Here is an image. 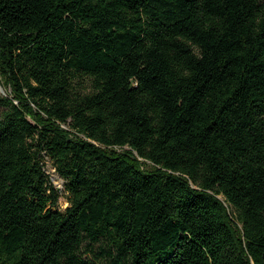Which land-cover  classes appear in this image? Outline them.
Listing matches in <instances>:
<instances>
[{
	"label": "trees",
	"instance_id": "1",
	"mask_svg": "<svg viewBox=\"0 0 264 264\" xmlns=\"http://www.w3.org/2000/svg\"><path fill=\"white\" fill-rule=\"evenodd\" d=\"M0 85V264H264V0H0Z\"/></svg>",
	"mask_w": 264,
	"mask_h": 264
},
{
	"label": "rangeland",
	"instance_id": "2",
	"mask_svg": "<svg viewBox=\"0 0 264 264\" xmlns=\"http://www.w3.org/2000/svg\"><path fill=\"white\" fill-rule=\"evenodd\" d=\"M1 91V90H0ZM118 151H122V148H117ZM46 170L53 176L54 180L56 181L55 184L58 185L59 189L63 190L62 195L59 200V208L60 210L64 211L67 206L69 205L68 194L64 191V184L60 182L59 178L56 173L53 171V164L50 160H47L46 163ZM104 241L96 243L94 245H89L85 243L80 251V254L83 258L88 259L95 264H109V254L107 252H103V248H105Z\"/></svg>",
	"mask_w": 264,
	"mask_h": 264
},
{
	"label": "built area",
	"instance_id": "3",
	"mask_svg": "<svg viewBox=\"0 0 264 264\" xmlns=\"http://www.w3.org/2000/svg\"><path fill=\"white\" fill-rule=\"evenodd\" d=\"M53 171H54V173H56L55 175H57L58 176V178H59V180H60V182H63V179L61 178V176L57 173V171H56V169L53 167ZM49 173V172H48ZM50 174V173H49ZM52 175H54V174H52ZM51 174H50V177H51V180H52V182L55 184L56 183V181L54 180V178H53V176H52ZM55 186L56 187H58V185L57 184H55ZM59 188V187H58Z\"/></svg>",
	"mask_w": 264,
	"mask_h": 264
},
{
	"label": "water",
	"instance_id": "4",
	"mask_svg": "<svg viewBox=\"0 0 264 264\" xmlns=\"http://www.w3.org/2000/svg\"><path fill=\"white\" fill-rule=\"evenodd\" d=\"M0 90L2 91V92H4V89H3V87L0 85Z\"/></svg>",
	"mask_w": 264,
	"mask_h": 264
}]
</instances>
